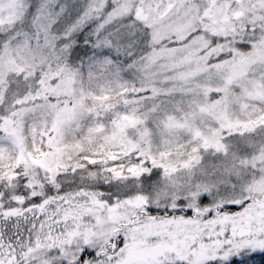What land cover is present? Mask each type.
<instances>
[{
	"label": "snow or ice",
	"instance_id": "obj_1",
	"mask_svg": "<svg viewBox=\"0 0 264 264\" xmlns=\"http://www.w3.org/2000/svg\"><path fill=\"white\" fill-rule=\"evenodd\" d=\"M0 264H264V0H0Z\"/></svg>",
	"mask_w": 264,
	"mask_h": 264
}]
</instances>
